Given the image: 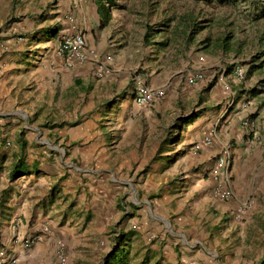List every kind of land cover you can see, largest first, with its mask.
Listing matches in <instances>:
<instances>
[{"label": "rangeland", "instance_id": "1", "mask_svg": "<svg viewBox=\"0 0 264 264\" xmlns=\"http://www.w3.org/2000/svg\"><path fill=\"white\" fill-rule=\"evenodd\" d=\"M105 2L110 13L107 19V44L111 54L116 57L113 63L120 62L123 67L122 75H118L116 79L122 76L129 83L137 78L145 82L152 77L158 79L165 83L159 88L165 90L170 102L162 106L163 98L158 99L159 107L153 102L152 105H142L141 116L123 118L125 125L120 127L124 128L125 133H115L117 138L107 141L112 144L123 142L126 145L115 151L111 159H107V167L99 166L100 171L94 173L87 169L94 171L99 168L95 164L72 163L69 158L72 155L68 154L72 150V142H76V148L87 142L85 131L75 135L72 133L73 128L77 125H91L90 120L102 125L104 117L93 118L95 107H107L110 113L113 112L112 120L117 121L119 108L115 105V97L112 100L110 97L100 100L99 94L105 92L103 85L91 90L89 95L82 89H74L70 75L61 85L48 81L47 78L36 81L29 78L24 69L23 72L15 70L16 101L10 106L5 101L0 103V264L22 263L23 259H18V252L14 261L9 256L13 254L15 246L10 236L19 230L21 223H27L28 231L31 223L35 222L33 220L37 212L42 216L45 228L27 233L47 236L46 250H50L54 259L51 264L57 263L59 251H62L52 233L55 223L68 224L75 233V240L68 252L71 250L75 256L77 251L84 254V260L77 259L79 262L75 264H122L123 260H127L129 264H143L144 258L152 256V244H165L167 238L175 235H169L162 224L160 232L153 230L150 227L152 222L144 230L145 222H138L134 218L131 202H138L143 211L148 208L154 213L153 203L168 196L165 195L168 190L172 195L178 192L181 195V192L186 193L190 184L189 179L184 176V165L174 166L169 163L170 155L165 154V163L153 164L156 159L150 158V147L160 141L162 146L167 144L169 154L181 155L177 148L184 142L189 118L192 119L201 111L199 103L205 96L209 103L214 104L213 94H218L223 104L228 93L227 86L231 89L232 96L236 97L235 101H249L255 110L249 117L253 120L254 127L252 130L248 129V138L255 145H260L263 152L261 162L253 165L252 174L256 173V177L264 178V16H261L264 0ZM108 66L110 73H118L119 70L114 69L110 63ZM197 68L207 74L211 82L190 88L185 76ZM236 68L244 70L243 80L235 78ZM93 76L96 77L95 73ZM217 79L221 85L217 91H210V84ZM224 85L226 89L222 87ZM191 91L196 96L195 104L193 100L178 101L179 96L185 98ZM88 98L93 99V105L88 104ZM232 107L228 110H232ZM155 108L160 110L159 113ZM69 134L77 136L76 139L68 138ZM128 143L130 144L127 145ZM141 143L148 146V164H122L121 155H127L131 147H139ZM17 158H22L27 163L26 176L10 180L9 172ZM138 158L136 161L140 160ZM105 168L107 172H104ZM103 180L107 187V210H103L105 213L101 216L96 212L93 220L91 209L89 208L91 214L85 216L83 207L86 203H95V198L91 196L99 197L100 194L97 193V188L91 186L102 183ZM136 192L140 193L137 195ZM21 193L32 202L25 212L17 211L20 207L15 202L20 199ZM181 197L186 205L184 195ZM262 197V194L256 196V206L260 209L264 207ZM35 202L43 205L41 211L36 212L32 207ZM250 205L246 202L243 209ZM164 206L168 208V204L164 203ZM173 206L171 204L172 208ZM164 212L162 209L160 213ZM205 215L203 220H209V214ZM246 219L247 214H234L233 217L218 218L217 225H211V228H217L218 235L224 239L221 249L224 255L230 254L238 242L227 239V234L233 230L230 226L235 221L244 222ZM87 220L94 223L90 222L87 227ZM260 222L256 220L250 227L243 229L248 240L257 237L250 244L248 240L245 241L246 244H241V253L246 258L255 256L261 250L259 235L260 232L264 233V226ZM172 231L175 232L173 228ZM142 234L144 238L141 237ZM51 236H54L53 239ZM19 245L28 248L25 246V239ZM92 248L90 255L93 254L94 261L90 262L86 258ZM115 250L123 253L117 261L110 259ZM62 253L68 261L67 254ZM230 258H234L233 254Z\"/></svg>", "mask_w": 264, "mask_h": 264}, {"label": "crops", "instance_id": "2", "mask_svg": "<svg viewBox=\"0 0 264 264\" xmlns=\"http://www.w3.org/2000/svg\"><path fill=\"white\" fill-rule=\"evenodd\" d=\"M4 23L5 25H3ZM77 33L84 34L88 46L95 49L98 60L107 61V64L110 63L114 69L119 70L118 73H110L104 80H100L93 76L95 65L90 61L71 67L66 66L56 51L63 37ZM0 41L4 44V47L0 48V103L5 101L7 106L15 103L17 91L14 77L17 78V74L14 71L23 72V69L28 72L29 78H33V80L39 81V79L47 78L48 81H55L61 85L70 75L73 88L82 89L88 95L91 90L103 85L105 92L99 94L100 100H105L108 97L112 100L115 97V105L119 108L116 114L118 116L117 121L112 120L113 112L110 113L107 107H95L93 118L104 117L105 122L99 125L97 121L90 120L91 125L89 123L88 126H74L72 133L79 135L85 131L87 142L79 148L75 147L76 142H72V150L68 153L72 154L69 156L72 163L74 161L80 164L107 167V159H111L115 151L126 145L123 142L112 144L111 141L108 142L107 140L113 137L117 138L115 133H125L124 128L120 127V125L123 127L125 125L123 118L141 116V106L133 100L135 83L127 82L122 76L118 80L116 79L118 75H122L121 68L123 67L120 66V62L113 63L116 57L111 54V49L107 44V2L105 0H0ZM107 56L110 58L106 59ZM199 72L203 74V79L192 83L194 76ZM185 81L190 88L200 87L211 82L207 74L199 68L187 73ZM219 82L220 80L217 79L210 84L209 90L217 91L221 85ZM146 84L150 87L159 88L165 83L163 84L160 80L152 77L147 80ZM225 86L222 87L225 88ZM226 92L228 93L223 104L221 96L218 94H213L215 96L214 104L209 103L206 96V100L204 99L199 103V108L202 107L201 111L188 120L184 142L177 148V151H181V155L169 154L167 144L164 145V148L160 141L150 147V158L156 159L153 164L165 163L164 161L167 160L165 154L170 155L169 163L171 162L174 166L184 165L186 169L184 176L189 179L190 184L186 193L181 192V195L180 192L172 195L168 190L165 193L168 196H163L153 203L154 213L150 212L148 208L143 211L138 206V202H131L135 212L134 218L138 222H145L144 230H147L146 226L152 222L150 227L153 230L160 232L162 224L163 227L167 228L169 235H175L173 238H167L165 244H163L164 242L152 244L150 246L152 256L148 259L145 256L143 264H264L263 232H260L259 235V244H262V247L255 256L246 258L240 249L241 244H246L245 241L248 240L243 229L250 227L256 220L261 221L260 224L264 226V213L261 215L264 212V207L260 209L256 206V196L262 194L264 197V178L256 177V173L252 174L253 165L261 162L263 148L260 145H255L248 138L250 131L243 126V121L251 117L255 110L249 101L245 102L243 99L235 101L236 97L232 96L228 86ZM104 93L107 94L104 95ZM195 97L191 91L185 98L179 96L178 101L193 100L195 104ZM163 100L162 106L170 102L167 95L163 97ZM153 103H157L159 107L157 100ZM233 103L234 106L232 107ZM88 104L93 105L92 98L90 100L88 98ZM202 104L203 106H201ZM231 107L232 110H228ZM155 111L159 113L160 110L155 108ZM75 135L70 136L69 134L68 138L75 140L77 137ZM205 138L210 139V144H203ZM195 143L201 144V148L197 152L192 151V146ZM225 149H228L229 152V169L226 172H221L219 177L214 178L210 173L211 168L215 166L217 158L222 155ZM147 150L146 143H141L139 147L137 145L131 147L127 155L126 153L121 155L122 164L136 162L142 165L148 164ZM136 158L140 160L136 161ZM100 169L99 167L94 171L92 169L87 170L95 173ZM104 172H107V168ZM104 175L107 176V173ZM19 176H26V173ZM223 178L228 181L233 190V197L226 201L219 199L215 193L218 179ZM91 188H97L96 190H99L97 193L100 196H91L95 198V203L84 204L83 211L84 215L88 216L91 214L90 208L94 215L93 220H95L96 212H99V216H101L105 213L103 210H107L106 181L103 180L102 183H97ZM139 193L136 192L137 195ZM79 195L82 196V191L79 192ZM182 195L187 200L186 205L181 200ZM263 197L261 200L264 202ZM19 198L15 201L20 207L17 211L25 212L26 207L32 202L22 193ZM161 202L162 204H160ZM246 202L251 205L243 209ZM164 203L168 204V208H165ZM171 204H174L173 208ZM42 206L35 202L32 207L37 212L41 211ZM162 209L165 210L163 214L160 213ZM240 213L241 215L247 214V219L244 222L235 221L230 226L233 230L227 234V239L230 242H233V239L238 242L230 254L224 255L221 251L224 239L218 235L217 228L213 229L211 225H217L218 218L233 217L234 214L239 215ZM205 214H209L207 217L210 218L209 220H203ZM33 222L28 231L26 230L27 223L25 225L21 223V226L18 227L19 230L11 234L10 237L15 246L13 254H9V256L13 260L18 252V259H23L21 264H51L54 259L51 257L50 250H46L47 236L45 234L27 233L45 228L42 216L38 212ZM90 222L92 221L87 220V227ZM254 227L253 225L252 228ZM172 228L175 232L172 231ZM257 229L262 231L261 228ZM52 233L62 251L67 254V264L79 262L77 259L84 260V254L77 251L75 256L71 250L68 252L69 246H72L75 240V233L68 224L55 223ZM54 236L51 238L53 239ZM141 237L144 238L143 234ZM161 238L163 237L161 236ZM253 238L257 237H251L248 244L254 240ZM23 239H34V242L28 248H23L18 246V243L20 244ZM92 251L93 248L89 250L87 261H94L93 254L90 255ZM118 254L121 255V253ZM232 254L233 259L230 258ZM129 263L127 260H123L122 264Z\"/></svg>", "mask_w": 264, "mask_h": 264}, {"label": "built area", "instance_id": "3", "mask_svg": "<svg viewBox=\"0 0 264 264\" xmlns=\"http://www.w3.org/2000/svg\"><path fill=\"white\" fill-rule=\"evenodd\" d=\"M4 44L0 41V48H3ZM57 55L61 57L66 66L71 67L75 64H82L85 62H92L95 65L94 73L95 76L99 79H105L110 74V68L107 64V61H101L96 58V51L94 48L88 46L86 42V38L84 34L77 33L72 36H65L61 39L59 46L56 51ZM110 57L107 56L106 59ZM235 78L237 80L244 79V70L242 68L235 69ZM203 79V74L201 72L197 73L193 80V82H198ZM134 102L139 105H148L152 102L161 99L165 96V90L162 88L150 87L146 84V82L137 78L135 81ZM243 126L247 129H253L254 123L253 120L247 118L243 121ZM203 144H210V139L205 138L203 140ZM201 148L200 143H195L192 146V151L197 152ZM229 169V152L228 149L223 150L221 156H219L216 160V164L213 168H211V175L214 178H217L221 175V172H226ZM215 193L218 198L221 200H229L233 197V190L231 189L228 181L226 179H218L217 185L215 188ZM33 242V239H25V246H30ZM66 257L59 251L58 260L56 264H66Z\"/></svg>", "mask_w": 264, "mask_h": 264}, {"label": "trees", "instance_id": "4", "mask_svg": "<svg viewBox=\"0 0 264 264\" xmlns=\"http://www.w3.org/2000/svg\"><path fill=\"white\" fill-rule=\"evenodd\" d=\"M220 1H222V0H220ZM109 15H110V13H109L108 8H107V19L109 18ZM261 16H264V10L261 12ZM27 169H28L27 163L22 158H17L16 161L13 163L11 170L9 172L10 180L15 179L19 175L25 174L27 172ZM118 253H120V252H118V250H115L112 253V255H110V259L114 260V259L120 258L122 253L120 256Z\"/></svg>", "mask_w": 264, "mask_h": 264}]
</instances>
